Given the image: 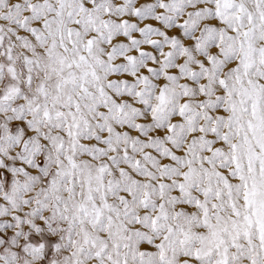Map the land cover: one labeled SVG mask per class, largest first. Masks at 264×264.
<instances>
[{"label":"snow or ice","instance_id":"snow-or-ice-1","mask_svg":"<svg viewBox=\"0 0 264 264\" xmlns=\"http://www.w3.org/2000/svg\"><path fill=\"white\" fill-rule=\"evenodd\" d=\"M0 264H264V0H0Z\"/></svg>","mask_w":264,"mask_h":264}]
</instances>
